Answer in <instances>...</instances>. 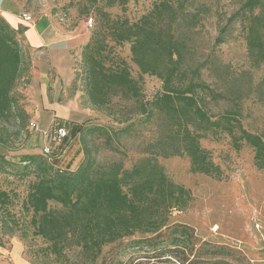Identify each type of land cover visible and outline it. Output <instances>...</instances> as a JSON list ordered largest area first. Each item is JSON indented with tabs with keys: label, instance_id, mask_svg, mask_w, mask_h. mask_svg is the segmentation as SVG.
Here are the masks:
<instances>
[{
	"label": "rangeland",
	"instance_id": "1",
	"mask_svg": "<svg viewBox=\"0 0 264 264\" xmlns=\"http://www.w3.org/2000/svg\"><path fill=\"white\" fill-rule=\"evenodd\" d=\"M16 1L31 15L50 21L52 40L46 45L49 48L42 49L27 47L20 40L24 56L12 90L15 112L0 121V155L10 163L7 171L0 172V188L16 193L20 203L33 179L31 174L19 178L22 157H43L44 147L57 145L50 133L53 124L80 125L63 167L74 169L90 156L96 166L119 164L129 170L141 159L154 156L167 178L189 191L186 206L172 209L169 220L192 228L189 240L194 250L187 257L195 255L194 259H205V264H264V169L257 167L253 148L238 138L239 133L235 137L208 133L200 139L219 167L220 178L191 172L187 156L155 155L160 118L143 122L137 101L151 100L161 92L162 81L140 72L131 59L130 44L109 41L105 63L123 62L136 81L139 96L119 93L108 105L93 107L85 93L82 49L96 25L95 14L82 12V0ZM161 1H169L177 11L171 26L187 45V77L223 95L216 101L206 98L209 113L235 110L242 127L264 139V62L257 63L246 47V22L240 9L244 0H127L104 10L112 18L134 22ZM180 3L183 6H177ZM236 11L239 14L228 21ZM134 120L141 122L126 134L111 131ZM94 126L107 127L110 134L88 132ZM163 232L162 246H166L173 234ZM139 237L134 233L106 243L96 259L89 261L79 247L68 249L64 259L46 257L39 250L46 245L40 238H22L17 231L0 240V264H180L173 259L147 258V246L134 244Z\"/></svg>",
	"mask_w": 264,
	"mask_h": 264
},
{
	"label": "trees",
	"instance_id": "2",
	"mask_svg": "<svg viewBox=\"0 0 264 264\" xmlns=\"http://www.w3.org/2000/svg\"><path fill=\"white\" fill-rule=\"evenodd\" d=\"M126 1L82 0V12L94 13L97 18L82 49L88 103L102 107L119 93L139 96L136 81L123 62L112 61L108 66L105 63L109 41L128 42L131 59L140 72L162 81L161 92L151 100L137 101L143 122L150 123L155 116L160 118L159 135L153 145L155 155L187 156L191 172L220 178L219 167L202 148L200 139L208 133L224 132L235 137L238 132V138L253 148L257 167L264 169L261 135L245 130L235 110L209 113L206 98L216 101L223 95L187 77V45L171 26L177 16L174 6L161 1L134 22L112 18L104 10ZM240 9L246 22V47L257 63L264 62V0H244ZM237 14L239 11L228 21ZM18 33L19 29H11L0 17V121L8 120L15 112L12 90L20 77L24 56ZM139 122L134 120L111 131L114 135L126 134ZM58 123L67 134L57 145L49 147V153L43 157H22L24 164L18 176L31 174L33 179L21 202H16V193L0 188V240L18 231L22 238H40L46 245L39 250L46 257L64 259L68 249L79 247L86 259L94 261L106 243L138 233L140 237L134 244L146 245L149 259L205 264V259L186 256L194 250L189 240L192 228L169 222L172 209L184 208L188 203L189 191L168 179L154 156L141 159L129 170H123L119 164L96 166L90 156L74 169L63 167L61 163L81 127ZM87 130L110 134L104 126ZM7 164L10 163L0 155V172L8 170ZM163 230L173 234L166 246H162Z\"/></svg>",
	"mask_w": 264,
	"mask_h": 264
},
{
	"label": "crops",
	"instance_id": "3",
	"mask_svg": "<svg viewBox=\"0 0 264 264\" xmlns=\"http://www.w3.org/2000/svg\"><path fill=\"white\" fill-rule=\"evenodd\" d=\"M23 13H27L31 17V21H25L22 17ZM0 17L11 29H22L20 40L27 47L49 48L46 45H49L52 40V25L46 17L31 15L16 0H0ZM65 44L67 47L68 44Z\"/></svg>",
	"mask_w": 264,
	"mask_h": 264
},
{
	"label": "built area",
	"instance_id": "4",
	"mask_svg": "<svg viewBox=\"0 0 264 264\" xmlns=\"http://www.w3.org/2000/svg\"><path fill=\"white\" fill-rule=\"evenodd\" d=\"M22 17L25 21H31V17L27 13H23ZM31 126L35 128L36 124L31 123ZM50 133L52 134L53 141H56V142H59L67 134L65 128L60 126L59 123L53 124V127ZM49 150H50L49 146L44 147L45 153H49Z\"/></svg>",
	"mask_w": 264,
	"mask_h": 264
}]
</instances>
